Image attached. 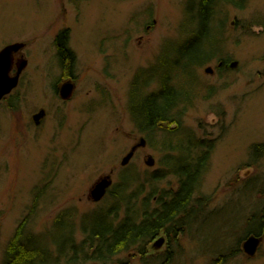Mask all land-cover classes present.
<instances>
[{
  "label": "rangeland",
  "instance_id": "374dc122",
  "mask_svg": "<svg viewBox=\"0 0 264 264\" xmlns=\"http://www.w3.org/2000/svg\"><path fill=\"white\" fill-rule=\"evenodd\" d=\"M186 2L0 0V50L25 43L28 61L18 87L0 102V264L8 241L30 213L37 189L40 196L30 222L34 232L53 229L56 235L53 221L67 210L80 241V227L87 228L93 219L89 212L104 206L109 196L100 203L89 199L99 178L111 175L114 191L129 165L138 175L164 170L160 145L147 143L121 166L124 156L145 138L131 119L129 95L138 71L152 68L164 45L182 38ZM226 12L219 55L198 68L195 79L188 75L182 83L191 95L197 93L183 125L199 137L217 139L196 196L206 200V209L220 213L181 240L185 258L178 264H264V238L254 258L242 253L241 245L233 247V234L245 225L241 219L263 200L261 184L251 189H257L258 201L241 189L257 179L264 183V157L248 165L252 147L264 144V0H251L243 11L229 6ZM64 30L76 57L71 76L68 67L59 65L55 46ZM221 57L228 60L224 74L218 68ZM234 61L238 66L232 69L228 65ZM68 81L75 85L74 92L63 100L59 88ZM214 86L224 88L211 96L207 90ZM153 90L155 84L147 93ZM41 109L46 116L37 126L32 117ZM158 134L157 140L162 137ZM149 155L155 159L153 167L145 164ZM164 179L160 189L176 188L175 178ZM144 189L141 201L151 191ZM123 209L117 223L126 215ZM164 238L161 234L160 242L148 245L149 255L164 253ZM45 241L50 245V238ZM134 250H124L115 260L143 264Z\"/></svg>",
  "mask_w": 264,
  "mask_h": 264
},
{
  "label": "trees",
  "instance_id": "16d2710c",
  "mask_svg": "<svg viewBox=\"0 0 264 264\" xmlns=\"http://www.w3.org/2000/svg\"><path fill=\"white\" fill-rule=\"evenodd\" d=\"M250 1L187 0L182 38L177 43H166L153 67L142 69L135 76L129 95L131 119L147 144L152 148L160 145L157 150L163 153L159 162L164 170L138 175L130 165L125 167L115 190H109L104 206L89 212L93 219L87 228L80 227L83 235L80 241L74 221L67 218L71 214L67 210L53 221L54 227L58 225L56 235L52 233L53 229L34 232L30 222L40 196L37 189L30 213L6 245L2 264H84L88 261L122 264L115 258L124 250L131 252L135 248L137 252L132 254L143 264H175V261L178 264L185 258L181 252V240L186 235L193 236L195 226L201 228L220 212L209 211L205 208L206 200L196 196L217 139H209V134L199 137L193 129L183 125L188 106L194 104L197 93L194 90L191 95L182 83L188 75L195 79L196 70L219 55L224 41L219 36L222 38L226 27L228 7L243 11ZM241 28L245 30L247 25H241ZM55 46L59 65L68 67L67 73L71 76L76 57L69 47L67 30L58 34ZM220 59L223 65L218 67L219 73L224 74L228 71V60L226 57ZM151 84H155V90L147 93ZM223 86L207 87V93L213 96ZM158 132L162 133L159 140ZM251 150L248 165L264 157V144H255ZM169 176L177 180L176 188L160 189L158 183ZM259 184L264 188V183L257 179L246 184L241 192L248 190L250 195L246 197L258 201L257 189H251ZM147 186L151 191L141 201ZM263 188L259 189L262 193L259 197L263 200L255 202L249 217L246 215L241 219L245 225L242 224L233 234L236 238L231 236L234 249H239L252 235L264 236ZM122 208L126 215L117 223V213ZM161 234L171 248L158 257L149 255L145 245L160 238ZM47 238H50V245L45 243Z\"/></svg>",
  "mask_w": 264,
  "mask_h": 264
},
{
  "label": "water",
  "instance_id": "95a60500",
  "mask_svg": "<svg viewBox=\"0 0 264 264\" xmlns=\"http://www.w3.org/2000/svg\"><path fill=\"white\" fill-rule=\"evenodd\" d=\"M25 47V43H14L7 45L0 50V102L5 97L10 95L13 90H15L19 85L21 75L26 69L28 61L24 57L15 60V56L23 52ZM221 65L222 64H220V66ZM228 66L232 69L236 68L238 66V62L234 61ZM14 69L15 72L14 74H12ZM206 71L212 72V69L208 68ZM74 88L75 85L72 82L68 81L64 83L59 88V95L61 99H70L74 92ZM45 116L46 111L44 109H41L38 113L33 115L32 120L34 124L38 126L40 125L41 120L44 119ZM146 143L147 142L145 138H140L139 142L130 149L126 156H124L121 161V166H127L134 157L135 152L139 148L145 147ZM145 164L147 166L153 167L155 165V159L151 155H149L145 160ZM112 184L113 180L111 175L99 178L89 191V199L95 203L100 202L106 196ZM263 238V236L255 235L248 237L242 244L243 252L248 257H256L259 247L263 241ZM158 242H160V240Z\"/></svg>",
  "mask_w": 264,
  "mask_h": 264
},
{
  "label": "flooded vegetation",
  "instance_id": "af4514ba",
  "mask_svg": "<svg viewBox=\"0 0 264 264\" xmlns=\"http://www.w3.org/2000/svg\"><path fill=\"white\" fill-rule=\"evenodd\" d=\"M21 57H24V55H23V52H21L20 54H18V55H16L15 56V60H17V59H19V58H21ZM14 72H15V69L13 70V72H12V74H14ZM7 98V97H6ZM5 98V99H6ZM112 187H110V189H111ZM109 189V190H110ZM109 190H108V192H109ZM108 192H107V194H108ZM105 198H103V200H104ZM101 202H102V200H101ZM100 203V202H99ZM166 238V237H165ZM164 238V240H165V244H164V246H165V250L166 249H168V248H171V246L169 245V242H168V240H167V238L165 239ZM158 241H159V238L158 239H156V240H154V241H152V242H150V243H147V246L145 245V247H146V249H148L149 248V246L148 245H152V244H154V242L155 243H158ZM133 248H135V247H133ZM133 253V252H132ZM154 257H158V255H153Z\"/></svg>",
  "mask_w": 264,
  "mask_h": 264
}]
</instances>
